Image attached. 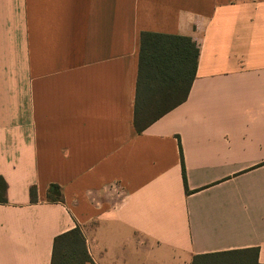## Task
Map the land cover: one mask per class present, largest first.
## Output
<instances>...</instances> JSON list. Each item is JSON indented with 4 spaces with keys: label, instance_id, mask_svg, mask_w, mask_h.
I'll return each mask as SVG.
<instances>
[{
    "label": "crops",
    "instance_id": "obj_1",
    "mask_svg": "<svg viewBox=\"0 0 264 264\" xmlns=\"http://www.w3.org/2000/svg\"><path fill=\"white\" fill-rule=\"evenodd\" d=\"M143 32L199 56L187 100L137 133ZM0 176V264H51L77 227L87 264H264V0H0Z\"/></svg>",
    "mask_w": 264,
    "mask_h": 264
},
{
    "label": "trees",
    "instance_id": "obj_2",
    "mask_svg": "<svg viewBox=\"0 0 264 264\" xmlns=\"http://www.w3.org/2000/svg\"><path fill=\"white\" fill-rule=\"evenodd\" d=\"M198 56V49L187 37L152 32L141 34L134 111L137 133L187 100L196 76ZM183 177L186 184L184 166ZM30 196L32 202H36L34 188ZM47 198L51 202H63L61 187L51 184ZM6 202V183L0 176V203ZM257 258L258 249L254 248L199 255L194 257L192 264H258ZM87 263H92V259L80 228L54 239L51 264Z\"/></svg>",
    "mask_w": 264,
    "mask_h": 264
}]
</instances>
